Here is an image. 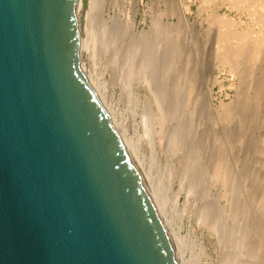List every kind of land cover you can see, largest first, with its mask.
I'll return each instance as SVG.
<instances>
[{"label": "water", "instance_id": "1", "mask_svg": "<svg viewBox=\"0 0 264 264\" xmlns=\"http://www.w3.org/2000/svg\"><path fill=\"white\" fill-rule=\"evenodd\" d=\"M80 20L81 0H0V264H178Z\"/></svg>", "mask_w": 264, "mask_h": 264}, {"label": "bare ground", "instance_id": "2", "mask_svg": "<svg viewBox=\"0 0 264 264\" xmlns=\"http://www.w3.org/2000/svg\"><path fill=\"white\" fill-rule=\"evenodd\" d=\"M137 1L81 0V68L159 211L178 264H192L182 255L188 246L194 248L191 229L181 234L185 220L216 240L215 264H264V177L252 185L249 153L235 151L232 143L226 150L217 144L219 119L211 97L217 79L211 72L202 78L203 69L190 66L188 58L187 34L199 38L200 22L190 24L185 0H153L149 10L159 11L151 12L149 25L143 21L147 30H136ZM222 1L230 9L254 10L251 16L264 32V0ZM214 14V21L225 25ZM250 47L258 58L263 39L256 37ZM99 53L110 70L108 82L106 75L93 72ZM263 78L253 86L255 109L264 110ZM116 89L124 112L112 107ZM226 136L232 142L233 129L227 128ZM259 150L264 160V148ZM254 189L258 198L252 215ZM201 250L194 256L197 262Z\"/></svg>", "mask_w": 264, "mask_h": 264}, {"label": "rangeland", "instance_id": "3", "mask_svg": "<svg viewBox=\"0 0 264 264\" xmlns=\"http://www.w3.org/2000/svg\"><path fill=\"white\" fill-rule=\"evenodd\" d=\"M149 1L153 3V0L137 1L136 30L142 28L147 30V25L143 24V21L149 25L152 13L159 11L157 9H153V12L150 11L149 8L152 7L150 6L152 3ZM161 1L163 2V0ZM201 1L203 0H185L190 8L188 14L190 24L200 22L199 38H196L191 31L187 34L189 65L203 69L202 78H207L208 73L211 72V75L217 79V83L211 89L213 105L219 119L217 144L220 143L222 150L229 149V146L234 144L235 146H232L235 151H247L249 153L250 167L253 169L251 173L252 185H257L264 177V160L259 154V149L264 148V110L261 106L259 109L254 108L253 86L264 77V48L258 58H253L250 54V46L256 37L261 42L262 39L264 41V32L259 30L257 20L251 16L254 11L252 9V11L230 9L228 8L230 4L222 0H206L208 1L206 3H201ZM162 9L164 10L163 5L160 11ZM214 13L224 18L225 25L214 21ZM173 21H175L174 18ZM224 55L227 60H223L222 56ZM219 57L220 59L217 60ZM100 58L99 53L97 56L98 64L95 65L93 72L97 76L106 75L108 82L110 70L109 73L106 71L104 59L101 60ZM263 81L264 78L261 82ZM112 91L110 89L108 95H111ZM139 93L142 95L141 91ZM118 96L119 90L116 89L114 97L109 96L108 98H112V107L124 112L123 102ZM227 128L234 131L232 142L227 140ZM239 155L241 158L242 154ZM238 164L240 167V163ZM253 193V204L250 206V210L251 214L255 215L257 190L254 189ZM174 221H176L175 218ZM190 229L194 248L188 246L184 249L185 251L182 252L184 259L192 261V264H215L218 255L216 240L209 237L207 233L200 235L199 232L194 231L193 228H190L188 220H185L182 225V236L187 234ZM200 248L203 255L197 262L194 260V256L199 253ZM206 255L212 256V261Z\"/></svg>", "mask_w": 264, "mask_h": 264}]
</instances>
